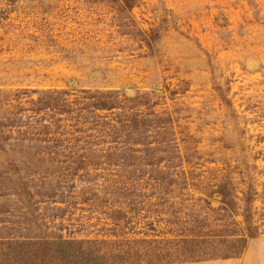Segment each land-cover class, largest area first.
Returning a JSON list of instances; mask_svg holds the SVG:
<instances>
[{"label": "rangeland", "instance_id": "374dc122", "mask_svg": "<svg viewBox=\"0 0 264 264\" xmlns=\"http://www.w3.org/2000/svg\"><path fill=\"white\" fill-rule=\"evenodd\" d=\"M244 216L241 255L170 264H264V0H0V264L233 242Z\"/></svg>", "mask_w": 264, "mask_h": 264}, {"label": "trees", "instance_id": "16d2710c", "mask_svg": "<svg viewBox=\"0 0 264 264\" xmlns=\"http://www.w3.org/2000/svg\"><path fill=\"white\" fill-rule=\"evenodd\" d=\"M145 36L144 43L150 52H153L157 37ZM221 196V195H220ZM222 205L224 206V197ZM250 218L244 216L243 223L246 225V237H239L236 241H211L208 239L185 238L179 242H170L166 245H181V250L172 252L167 248L156 250L154 248L140 250L134 249L127 244L120 246L121 242L69 240L61 236L31 241L6 242L4 246L14 256L12 263L5 264H170L188 258L204 259L206 249L224 247L223 259L239 256L245 249L247 239L252 240L256 236V229L250 225ZM143 244L145 241H134L133 245ZM209 244V245H205ZM3 245V244H2ZM113 245L114 249L107 248ZM200 245H205L197 249ZM150 243H148V246ZM210 250V249H209Z\"/></svg>", "mask_w": 264, "mask_h": 264}]
</instances>
